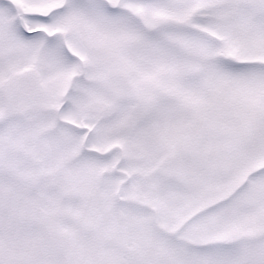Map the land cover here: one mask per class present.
Returning a JSON list of instances; mask_svg holds the SVG:
<instances>
[{"label":"snow or ice","instance_id":"6c2138e0","mask_svg":"<svg viewBox=\"0 0 264 264\" xmlns=\"http://www.w3.org/2000/svg\"><path fill=\"white\" fill-rule=\"evenodd\" d=\"M0 264H264V0H0Z\"/></svg>","mask_w":264,"mask_h":264}]
</instances>
